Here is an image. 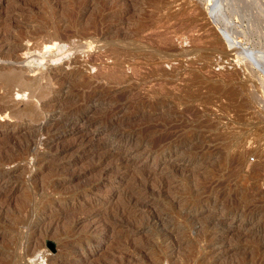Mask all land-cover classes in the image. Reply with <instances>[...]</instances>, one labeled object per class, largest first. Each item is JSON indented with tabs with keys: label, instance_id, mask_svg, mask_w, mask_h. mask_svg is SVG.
I'll return each instance as SVG.
<instances>
[{
	"label": "rangeland",
	"instance_id": "obj_1",
	"mask_svg": "<svg viewBox=\"0 0 264 264\" xmlns=\"http://www.w3.org/2000/svg\"><path fill=\"white\" fill-rule=\"evenodd\" d=\"M262 61L264 0H0V264H264Z\"/></svg>",
	"mask_w": 264,
	"mask_h": 264
},
{
	"label": "bare ground",
	"instance_id": "obj_2",
	"mask_svg": "<svg viewBox=\"0 0 264 264\" xmlns=\"http://www.w3.org/2000/svg\"><path fill=\"white\" fill-rule=\"evenodd\" d=\"M210 9H212V7L210 8ZM223 30V29H222ZM225 31V30H224ZM229 35V34H228ZM230 37V36H229ZM233 42V41H232ZM236 42V41H235ZM234 44V43H233ZM49 45V44H48ZM262 62H264V61H262ZM95 68V67H94ZM161 68V67H160ZM156 72V71H155ZM76 85V84H75ZM241 184V183H240ZM119 212V211H118ZM157 218V217H156Z\"/></svg>",
	"mask_w": 264,
	"mask_h": 264
}]
</instances>
